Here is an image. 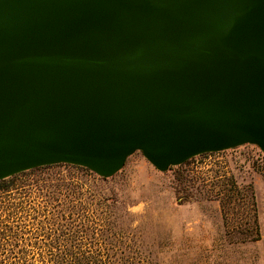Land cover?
Segmentation results:
<instances>
[{
  "label": "water",
  "instance_id": "obj_1",
  "mask_svg": "<svg viewBox=\"0 0 264 264\" xmlns=\"http://www.w3.org/2000/svg\"><path fill=\"white\" fill-rule=\"evenodd\" d=\"M264 152V0H0V180Z\"/></svg>",
  "mask_w": 264,
  "mask_h": 264
},
{
  "label": "rangeland",
  "instance_id": "obj_2",
  "mask_svg": "<svg viewBox=\"0 0 264 264\" xmlns=\"http://www.w3.org/2000/svg\"><path fill=\"white\" fill-rule=\"evenodd\" d=\"M51 166L33 178L76 172ZM99 183L114 214L106 219L94 200L91 224L123 229L122 237L105 236L120 264H264V152L256 145L202 154L165 172L137 151Z\"/></svg>",
  "mask_w": 264,
  "mask_h": 264
},
{
  "label": "trees",
  "instance_id": "obj_3",
  "mask_svg": "<svg viewBox=\"0 0 264 264\" xmlns=\"http://www.w3.org/2000/svg\"><path fill=\"white\" fill-rule=\"evenodd\" d=\"M55 166L76 172H61L55 181L33 178L52 167L46 165L0 180V264H120L105 236L122 237L123 229L114 223L91 224L94 200L106 219L114 214L111 198L99 183L110 177L84 166ZM29 219L36 221L30 225Z\"/></svg>",
  "mask_w": 264,
  "mask_h": 264
}]
</instances>
